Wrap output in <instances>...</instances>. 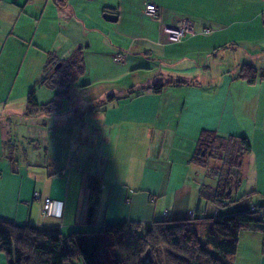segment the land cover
<instances>
[{"label":"crops","instance_id":"obj_1","mask_svg":"<svg viewBox=\"0 0 264 264\" xmlns=\"http://www.w3.org/2000/svg\"><path fill=\"white\" fill-rule=\"evenodd\" d=\"M148 3L157 7L156 15L147 13ZM71 5L0 0V55L20 41L26 51L36 52L33 48L40 46L29 42L32 35L26 25L28 30L22 34L26 43L19 36L22 19L33 15L64 14L68 23L73 20L71 31H93L95 38L98 27L105 32L99 34L105 43L94 48L85 44L82 49L77 42L61 52L53 50L33 89L23 94L21 124L31 125L40 134L45 152L31 146L25 152V164L19 165L11 152L0 151V218L19 226L55 228L66 236L120 221L143 225L248 210L263 214L264 0H76ZM104 13L115 15V21L105 19ZM185 18L191 21V30L179 41L169 40L163 26ZM65 29L62 24L61 30ZM74 47L81 51L82 66L66 82L62 63ZM243 64L254 67L262 77L247 83L238 76ZM77 77L84 89H97L93 99L98 103L79 107L71 97L67 96L68 103L60 97ZM152 78L160 82L151 84ZM157 84L162 85L158 92L148 89ZM38 86L51 90L41 102L36 99ZM30 92L37 104L56 100L58 109L26 115ZM10 111L6 113L15 112ZM60 128L79 146L58 165L47 153L46 136L57 131V141H61ZM238 138L244 139L249 150L235 168L239 185L231 190L233 201L200 216L208 202L193 185L201 174L216 179L210 190L226 178L224 158L237 152ZM217 140L222 148L215 147ZM200 144L206 149L202 154L208 155L205 166L193 162ZM100 163H107L108 176L120 182H109L107 189L102 183L95 217L88 222L86 177L101 176ZM129 179L137 184H127ZM243 185L248 192L238 194L234 189ZM245 193L251 196L243 202ZM44 197L60 202V216L42 213ZM263 245L264 221L240 230L233 264H264ZM0 264H8L1 251Z\"/></svg>","mask_w":264,"mask_h":264},{"label":"trees","instance_id":"obj_2","mask_svg":"<svg viewBox=\"0 0 264 264\" xmlns=\"http://www.w3.org/2000/svg\"><path fill=\"white\" fill-rule=\"evenodd\" d=\"M52 1L59 7L67 4V0ZM82 61L81 51L77 49L62 63L66 82L71 80L74 70L78 72L81 69ZM238 76L253 84L262 74L254 67L243 64ZM161 87L157 84L148 89L158 92ZM57 109L56 100L37 104L33 93L28 94L26 115L49 114ZM210 135L217 138L212 133ZM236 140L239 149L234 155L232 153L224 158L227 176L218 180L211 199H207L216 208L233 201L230 200L231 190L239 185V178L234 177L235 168L239 167V158L249 148L243 138ZM217 143L219 145L215 147L222 148L221 142ZM232 145L230 147L233 148ZM205 151L200 144L193 162L205 166L208 158L207 153L202 154ZM102 183L101 176L97 174L86 177L88 222L95 217ZM199 197L203 198L200 194ZM262 221L264 213L248 210L206 217L163 219L143 225L127 221L105 223L100 229L86 234L75 232L63 236L55 228L19 226L0 218V251L6 254L8 264H75V259L81 264H156L159 250L163 255V264H233L238 232ZM141 229L143 235L139 234Z\"/></svg>","mask_w":264,"mask_h":264},{"label":"rangeland","instance_id":"obj_3","mask_svg":"<svg viewBox=\"0 0 264 264\" xmlns=\"http://www.w3.org/2000/svg\"><path fill=\"white\" fill-rule=\"evenodd\" d=\"M75 1L76 0H68L67 3L72 6L71 3L73 4ZM67 18L68 16L64 14L60 17H56L51 12L42 16L33 15L28 17V19H22L20 26L23 30L19 31V36L22 38L23 43H26L27 40L26 36L22 35L28 30L25 27L26 25L27 28H29V31H31L32 35L31 40L28 39L29 42L40 47L33 48L36 50V52H33L30 49H27L26 51V46L22 45V42L20 41L17 47L11 46L0 55V139H2V135L4 136V140H2L3 142L0 141V151L3 149L4 154L11 152L19 165L25 164V152H29V147L39 146L41 148L39 151L43 153L45 152L42 145L44 141L42 138H40V134L38 132L37 134L35 130H32L34 127L31 125H25L23 123L26 126L25 127L21 124V119H24V116H21V114L24 112L22 111V108L25 106V99H23L22 96L25 92L33 89L36 80H38L42 74L43 68L48 58L53 56V50L61 52L64 46H74L77 42L82 44V49L85 48V44H90V46L94 48L98 45H101V43H105L101 42V36H99V34H105L104 30L98 27L97 31L99 34L97 38H95L96 34L93 31H87L85 34H81L79 32L75 33L71 31V28L69 27V24L72 26L73 20L68 23ZM62 20H65V22ZM62 24H65V30H61ZM84 32L85 30L83 33ZM96 41H99L100 43L96 44ZM73 50H75V47ZM151 82V84L159 83L160 79L155 80V78H152ZM81 83L82 79L77 77L72 83H70V86H68L66 91H64L60 97H63L65 99L63 100L67 103V96L71 97L72 102L79 103V107H83L84 105L88 104L95 105L98 103L95 101V99H93L94 97L98 96V94H96L97 89H84L81 86ZM97 88L100 89L101 87ZM35 90L37 101L47 98L46 92L51 91L45 86H38ZM69 104L71 105V102H69ZM72 107L73 106L71 105V108ZM6 111H15L17 113H6ZM87 120L88 119H84V122H87ZM60 130L61 128L59 129L60 134H64L63 130ZM1 131L4 132L1 133ZM56 136L57 131H50L49 136H46L48 141L47 144L49 145V150H47V153L54 158V161L58 165H61L64 162L66 154H72L75 152L77 150L76 147L79 146V144H75L74 141H72L65 134L64 138L58 142ZM87 148L92 151V148L89 144L87 145ZM98 158L99 156L97 159ZM106 164L107 163H100L98 168L99 174L102 176L103 183L106 186L105 189L108 188L109 182H120L119 179H116L113 175L110 177L108 176L109 172L106 169ZM195 167L198 168V166ZM247 175H249L248 172ZM209 177V175L201 174L197 185H193V189L198 194V196L200 194L203 197L201 199H203V201L206 203L208 202V209L200 214V216L211 214L214 210H217V208L207 200L211 199L212 197V190H210L211 187L209 186L216 183V179H211ZM248 179L249 177L247 178V181ZM127 184L134 185L137 184V182L129 179ZM203 185H208V187ZM234 190L238 191V194H242V192H248L249 189L245 188V185H243L242 187ZM234 193L236 194V192ZM250 196L251 194L245 193L241 199H243V202H246ZM139 234L143 235L142 229L139 231ZM112 251L115 253V250ZM156 260V264H163V255L161 254V250L158 251ZM74 262L79 264L78 259H75Z\"/></svg>","mask_w":264,"mask_h":264},{"label":"built area","instance_id":"obj_4","mask_svg":"<svg viewBox=\"0 0 264 264\" xmlns=\"http://www.w3.org/2000/svg\"><path fill=\"white\" fill-rule=\"evenodd\" d=\"M147 13L156 15L157 7L154 4H146ZM192 28V23L189 19L185 18L180 20L176 25L163 26V31L171 41H179L189 30ZM35 197H38L36 194ZM42 213L45 215L60 216V202L50 199L49 197L43 198ZM264 252V245L262 247Z\"/></svg>","mask_w":264,"mask_h":264},{"label":"water","instance_id":"obj_5","mask_svg":"<svg viewBox=\"0 0 264 264\" xmlns=\"http://www.w3.org/2000/svg\"><path fill=\"white\" fill-rule=\"evenodd\" d=\"M103 17L109 21H115L116 19V16L113 15V14H109V13H104L103 14Z\"/></svg>","mask_w":264,"mask_h":264}]
</instances>
